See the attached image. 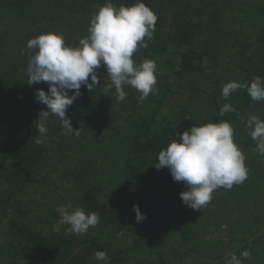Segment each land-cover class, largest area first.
<instances>
[{"label":"trees","instance_id":"trees-1","mask_svg":"<svg viewBox=\"0 0 264 264\" xmlns=\"http://www.w3.org/2000/svg\"><path fill=\"white\" fill-rule=\"evenodd\" d=\"M109 2L119 8L138 0H0V264H102L97 250L106 252L109 264H189V256L227 264L233 254L242 264H264V155L246 126L252 115L264 120V100L253 101L243 88L222 96L228 82L264 78V0H142L157 21L153 39L145 38L148 47L132 58L137 65L156 62L158 91L140 100L126 86V98L118 101L114 88L104 92L111 81L102 64L100 84L90 92L82 85L66 109L79 136L49 115L47 136L40 137L36 122L47 107L35 97L49 85L27 83L35 54L27 42L59 33L76 47ZM159 95L181 99L170 120L159 110L140 109ZM225 104L235 111L221 116ZM225 121L246 157L248 178L214 191L202 211L194 210L182 203L183 182L154 165L161 150L179 142L177 133ZM63 203L69 212L79 207L99 214L89 236L54 226ZM134 205L146 217L141 223ZM221 227L228 242H199ZM245 250L249 259L241 256Z\"/></svg>","mask_w":264,"mask_h":264},{"label":"clouds","instance_id":"clouds-1","mask_svg":"<svg viewBox=\"0 0 264 264\" xmlns=\"http://www.w3.org/2000/svg\"><path fill=\"white\" fill-rule=\"evenodd\" d=\"M156 21L157 16L142 0L119 8L109 2L91 18L89 36L82 38L76 47L67 46L59 33L40 34L30 39L27 49L35 50V54L28 60L27 83L32 85L43 81L49 85L47 93L42 89L36 92V100L47 107L39 113L36 122L38 135L46 138L48 128L44 121L49 115H55L67 133L79 136L80 131L71 125L66 109L81 95L82 85L90 92L100 84L96 70L102 64L106 66L111 81L105 85L104 92L114 88L118 101L126 98V86L135 88L141 94L140 100L146 99L150 93L155 94L158 91L155 87L156 62L146 59L137 65L132 57L139 48L148 47L145 38L153 39ZM21 54H24L23 49ZM241 88L246 89L253 101L264 100V78L260 76L254 77L250 83L228 82L222 88V96L228 99L231 93ZM69 90L75 91L69 95ZM232 111L235 109L225 104L220 115ZM246 126L251 138L257 141L256 151L264 155V120L252 115ZM177 135L179 142L172 141L161 150L154 166L157 170L167 167L174 181L183 182L186 190L180 193V197L190 208L202 211L211 202L214 191L220 188L230 190L248 178L246 157L234 143V129L229 122L194 125ZM42 142L43 139L36 141L38 144ZM133 211L137 223L146 218L139 206L134 205ZM62 218L76 235L85 234L100 222L98 213L86 214L79 207L72 212H63ZM250 255L246 250L241 253L244 259H249ZM94 257L102 264H109V258L102 250L95 251ZM227 264H242V260L233 254Z\"/></svg>","mask_w":264,"mask_h":264},{"label":"rangeland","instance_id":"rangeland-1","mask_svg":"<svg viewBox=\"0 0 264 264\" xmlns=\"http://www.w3.org/2000/svg\"><path fill=\"white\" fill-rule=\"evenodd\" d=\"M155 98V97H154ZM156 99L158 101L155 102H149V103H145V104H141L140 109L142 108V112L144 114H148L149 112H151L152 110H159L160 115L163 117H167V119H171L172 115L178 110L179 104L181 102V99L178 96H168L166 98H163V96H157ZM159 100H163V104L159 103ZM169 119V120H170ZM66 204H62L61 208H60V214L62 216V213L65 211L69 210L67 209V207L65 206ZM74 211V209L72 208V210H70V212ZM230 212V211H228ZM54 226H60L62 228L65 229H70V225L67 224L66 222L63 221V218H61L59 221H55ZM214 229H212L211 233L209 234H202L201 236V240L199 242H204L205 245L208 246V244L210 242H214V243H222V242H228L230 240V236H229V232L227 231V229H225V227H221L219 229H217L216 231H214ZM92 232V230H88L85 234H81L82 237H87L89 236L88 234ZM171 244L170 243H164V247L165 249H170ZM167 247V248H166ZM193 256H195L193 254ZM187 262H189V264H203L204 260L202 259L201 256H195L194 260H192V256H189L187 259Z\"/></svg>","mask_w":264,"mask_h":264}]
</instances>
